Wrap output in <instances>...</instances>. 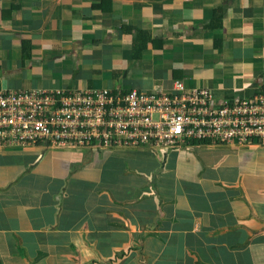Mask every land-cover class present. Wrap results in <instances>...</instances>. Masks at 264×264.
Masks as SVG:
<instances>
[{
	"label": "crops",
	"instance_id": "1",
	"mask_svg": "<svg viewBox=\"0 0 264 264\" xmlns=\"http://www.w3.org/2000/svg\"><path fill=\"white\" fill-rule=\"evenodd\" d=\"M176 82L260 92L264 0H0L2 91ZM0 264H264V142L0 145Z\"/></svg>",
	"mask_w": 264,
	"mask_h": 264
},
{
	"label": "built area",
	"instance_id": "2",
	"mask_svg": "<svg viewBox=\"0 0 264 264\" xmlns=\"http://www.w3.org/2000/svg\"><path fill=\"white\" fill-rule=\"evenodd\" d=\"M175 90H0V145L181 146L202 137L264 142V87L245 99L223 100L218 108L208 90L185 93L181 82Z\"/></svg>",
	"mask_w": 264,
	"mask_h": 264
},
{
	"label": "trees",
	"instance_id": "3",
	"mask_svg": "<svg viewBox=\"0 0 264 264\" xmlns=\"http://www.w3.org/2000/svg\"><path fill=\"white\" fill-rule=\"evenodd\" d=\"M79 91V90H78ZM197 143H205V144H227V145H230L232 143H229V142H224V141H221L219 138L217 139H213V138H210V137H205V138H194V139H191L190 141H188L186 143V145L188 144H197ZM234 144H237V143H234ZM245 145H250V144H245Z\"/></svg>",
	"mask_w": 264,
	"mask_h": 264
}]
</instances>
